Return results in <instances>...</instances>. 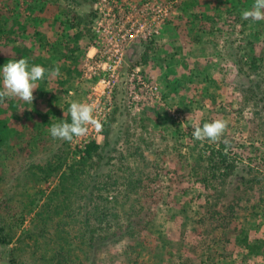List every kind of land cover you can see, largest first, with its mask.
Instances as JSON below:
<instances>
[{
  "label": "rangeland",
  "instance_id": "rangeland-1",
  "mask_svg": "<svg viewBox=\"0 0 264 264\" xmlns=\"http://www.w3.org/2000/svg\"><path fill=\"white\" fill-rule=\"evenodd\" d=\"M253 2L0 0V69L25 58L60 70L45 72L32 104L0 103V219L12 238L0 264H264V20L241 18ZM16 48L22 57L5 54ZM70 101L93 104L101 127L53 139ZM216 119L228 122L219 141L193 138L194 124ZM107 129L110 157L60 193ZM221 143L228 176L208 158ZM129 225L132 236L106 238Z\"/></svg>",
  "mask_w": 264,
  "mask_h": 264
},
{
  "label": "clouds",
  "instance_id": "clouds-1",
  "mask_svg": "<svg viewBox=\"0 0 264 264\" xmlns=\"http://www.w3.org/2000/svg\"><path fill=\"white\" fill-rule=\"evenodd\" d=\"M244 20L260 21L264 20V0H254L251 8L245 9L241 13ZM49 77H58L60 70L58 66L46 70L40 65L30 66L28 60H10L0 69V103L6 98H17L26 103L32 104L34 100L33 92L39 88L38 81L43 80L45 72ZM94 105L82 101H70L67 113L70 122L52 124L49 129L53 139L72 142L74 138H80L88 133L89 126L100 128L101 124L94 115ZM191 115L188 117V120ZM228 127V122L224 119H216L212 122L204 123L202 126L194 124L192 126V136L195 140L217 142L224 135Z\"/></svg>",
  "mask_w": 264,
  "mask_h": 264
},
{
  "label": "trees",
  "instance_id": "trees-1",
  "mask_svg": "<svg viewBox=\"0 0 264 264\" xmlns=\"http://www.w3.org/2000/svg\"><path fill=\"white\" fill-rule=\"evenodd\" d=\"M36 35L40 36L41 33L40 31L37 30V32L35 33ZM83 36V34L78 33L76 35V39L80 40L81 37ZM138 46H134L131 47L129 49V60L133 59V51H137ZM15 50V52H10L8 51L7 54L8 56H14V57H22L23 55V51L21 48H16L13 49ZM133 61V60H132ZM38 64V61L36 62ZM256 61L254 59L253 64L255 65ZM262 101H264V98L261 99ZM18 106L19 104L15 102V100L13 101V99H11L7 105H4V107L10 111L11 113H17L18 110ZM51 113V112H50ZM18 115V114H17ZM39 117H41L38 114ZM42 118L45 119L44 122L48 123V113H46L45 115H42ZM67 122H70V116L67 117ZM7 123L4 121H0V127H6ZM105 141L103 144H100L98 141L96 140H91L90 142L86 143L84 146V149L81 151V160L78 162H74L73 164L69 165V172L66 173L64 172L62 175V179H61V183H60V189L61 192L63 194H67L68 192V188L69 186L67 185L69 180L71 182H75L77 180H79L80 176L82 175V173H84L86 165H88L90 162L94 161L95 159L98 158V160L96 161L97 163L102 162V161H106L108 159V156L110 157V154L113 152L114 147L113 144L111 142L110 139V130H106L105 133ZM8 135L7 133H0V142L1 145L4 144L5 142H7V138ZM225 148L226 145L224 143H221V147L217 150H215L214 148L211 150L208 158H209V162H213V166H211L212 169H222L225 170L226 173L225 175L228 176L230 171H233L235 166L234 164L229 163L228 161V154L225 153ZM208 152V151H207ZM212 165V164H210ZM63 167L62 164L57 165L56 167H49L47 170L44 171V179H48L49 176H51L54 172H58L61 168ZM139 180V179H138ZM205 181L207 179H204ZM254 180H259L258 177H256ZM140 181V183H138ZM137 183L138 185H142L144 184L143 179L139 180ZM137 183L135 184L134 181V186L137 187ZM206 184V183H204ZM106 186V185H105ZM206 186V185H205ZM57 192V191H55ZM58 193V194H60ZM57 194V193H56ZM99 211V207H96V214H98ZM90 221V220H89ZM135 232V229L132 225H129L127 227V229H119L118 231H113L112 233H109L108 235H106L107 239H110L111 241H118L119 239H121L124 236H132ZM238 241V240H237ZM12 242V238L10 237L9 234L6 233V228L5 226L2 224L1 219H0V244L1 245H9ZM239 242L241 244L242 247L247 248L249 250L250 254H255V255H261V246L260 244L256 243L257 241H255V243H252L250 238L248 236H245L243 239H239ZM239 244V245H240ZM10 264H18V262L15 259H12L10 261Z\"/></svg>",
  "mask_w": 264,
  "mask_h": 264
},
{
  "label": "built area",
  "instance_id": "built-area-1",
  "mask_svg": "<svg viewBox=\"0 0 264 264\" xmlns=\"http://www.w3.org/2000/svg\"><path fill=\"white\" fill-rule=\"evenodd\" d=\"M97 141V140H96ZM90 142V141H89Z\"/></svg>",
  "mask_w": 264,
  "mask_h": 264
}]
</instances>
